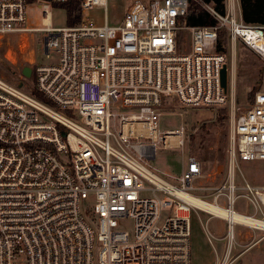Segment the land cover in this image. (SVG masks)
I'll list each match as a JSON object with an SVG mask.
<instances>
[{
  "label": "built area",
  "instance_id": "obj_1",
  "mask_svg": "<svg viewBox=\"0 0 264 264\" xmlns=\"http://www.w3.org/2000/svg\"><path fill=\"white\" fill-rule=\"evenodd\" d=\"M66 0H44L63 2ZM81 10L106 0H79ZM190 1L204 8L213 24L182 22ZM28 0H0V36L26 28ZM202 0H131L119 24L83 17L72 26L52 27L50 11H41L46 56L55 63L33 66V90L0 75V264H190L191 215L199 212L226 221L225 251L216 264L231 262L234 225L260 229L188 202L207 195L197 185L202 162L188 155L178 183L152 170L145 159L155 143L183 145L184 128L158 135L155 127L165 97L182 108H218L233 89L227 65V91L220 72L227 56L217 50L219 30L230 46L238 40L264 62V23L246 24ZM189 30V49L181 52L178 31ZM119 114L112 131L109 109ZM235 114V106L232 104ZM114 125V124H113ZM178 134L171 145L166 136ZM150 138L152 142L143 141ZM227 178L209 195L218 208L264 222V184L244 176L235 184L238 161L264 162V88L231 123ZM232 170V174H231ZM241 190L240 193H237ZM251 213L235 211L238 199ZM224 200L226 205L220 203ZM129 219L131 231L121 228ZM208 243L213 235L206 231Z\"/></svg>",
  "mask_w": 264,
  "mask_h": 264
},
{
  "label": "rangeland",
  "instance_id": "obj_2",
  "mask_svg": "<svg viewBox=\"0 0 264 264\" xmlns=\"http://www.w3.org/2000/svg\"><path fill=\"white\" fill-rule=\"evenodd\" d=\"M130 1L106 0L105 6L94 5L83 10L82 15L99 24L104 21L105 16L109 24H119L122 21L124 9ZM142 1L147 2V0ZM44 4H47L50 11L51 26H65V11L57 4L44 2V0H28L27 30L0 36V75L14 85L22 82V89L27 93L33 90L32 72L30 78H26L21 73L22 68L28 66L33 70L35 64L55 63L59 56L55 50L50 51L46 56L43 47L45 33L33 30L36 27H44L41 11ZM226 12L233 14L236 21H240L239 0L232 10L227 5ZM177 36L180 51H188L189 30L180 29ZM225 40L227 49L224 53L227 56V65L233 82L232 91L231 89L227 91V95L230 94L227 104L212 109L182 108L175 98L165 97L155 127L157 136L164 134L166 130H178L183 127L185 133L181 136L183 145L166 146L161 139L157 138L154 158L145 159L150 168L160 176L178 183L177 178L186 167L188 155L196 156L202 162L204 173V177L196 184L205 187L199 190V193L207 195L206 200L208 201H212L209 195L213 187L227 178L229 135L233 117L251 104L257 89L264 88L263 60L240 41L237 40L232 47L228 38ZM218 42H224V37H221ZM232 104L235 106V114L232 111ZM128 110L119 104H113L110 107L109 111L116 115L114 120L110 119L111 129L116 134L120 131L119 114ZM143 141L152 142L150 138L143 139ZM241 174L248 182L263 185L264 162L238 161V168H235L233 172L234 181L238 187L244 184ZM240 192L241 190L237 191V193ZM220 203L226 205L222 198ZM233 209L241 213H251V207L240 197L236 200ZM199 216L202 223L194 213L191 215V264H216V256L221 258L225 251V224L218 217L209 216L204 212H199ZM121 228L131 231L132 222L125 219L121 222ZM206 231L213 235L212 244L207 241ZM234 233L235 244L231 249L229 264H264V230L235 224ZM197 244L204 249L202 261L195 258Z\"/></svg>",
  "mask_w": 264,
  "mask_h": 264
},
{
  "label": "trees",
  "instance_id": "obj_3",
  "mask_svg": "<svg viewBox=\"0 0 264 264\" xmlns=\"http://www.w3.org/2000/svg\"><path fill=\"white\" fill-rule=\"evenodd\" d=\"M204 2H212L216 9L223 13L225 12V0H202ZM61 7L66 14V25L72 26L79 22L81 19V4L79 0H66L63 2H52ZM241 18L246 24H262L264 23V0H239ZM182 22L186 26H203L213 24L208 12L201 7L197 2L190 1L187 13L183 16ZM219 39L224 37V42L217 45V50L225 52L227 49V32L225 29L219 30ZM226 36V37H225ZM33 72L31 78H33ZM38 97L41 95L31 91ZM43 99V98H42ZM223 107V106H222Z\"/></svg>",
  "mask_w": 264,
  "mask_h": 264
},
{
  "label": "bare ground",
  "instance_id": "obj_4",
  "mask_svg": "<svg viewBox=\"0 0 264 264\" xmlns=\"http://www.w3.org/2000/svg\"><path fill=\"white\" fill-rule=\"evenodd\" d=\"M48 22H49V20H46V19L43 20V23H48ZM165 138H166L167 142L171 145H176L178 143V140H179L178 134L166 136ZM231 174H232V170H231ZM183 197L188 202L196 203L208 211H211L213 213H219L222 216H228V217L230 216V218L232 220H235V221H241V222H244V223L249 224V225H257V227L264 230V222H261L260 220H254V219L252 220V219H249L245 216H240L237 213L231 214L229 211H226L225 209H222V208H218L214 204H212L208 201L199 200L198 198H196L195 196H193L191 194H184Z\"/></svg>",
  "mask_w": 264,
  "mask_h": 264
},
{
  "label": "water",
  "instance_id": "obj_5",
  "mask_svg": "<svg viewBox=\"0 0 264 264\" xmlns=\"http://www.w3.org/2000/svg\"><path fill=\"white\" fill-rule=\"evenodd\" d=\"M32 69L28 66L22 68V75L26 78H30ZM220 80L221 86L223 87L224 91H227V64H223L220 72ZM18 86H22V82L18 83Z\"/></svg>",
  "mask_w": 264,
  "mask_h": 264
},
{
  "label": "crops",
  "instance_id": "obj_6",
  "mask_svg": "<svg viewBox=\"0 0 264 264\" xmlns=\"http://www.w3.org/2000/svg\"><path fill=\"white\" fill-rule=\"evenodd\" d=\"M219 219H221L223 222H224V224H225V227H227V225H226V221L224 220V219H222V218H219ZM205 227H206V225H205ZM191 236V235H190ZM199 243H201V241L199 240ZM197 246L198 247H196V256H195V258H196V260H203L204 259V249H203V247L202 246H200V245H198L197 244ZM216 259V258H215ZM190 261H191V244H190ZM197 261V262H198ZM190 264H191V262H190Z\"/></svg>",
  "mask_w": 264,
  "mask_h": 264
}]
</instances>
